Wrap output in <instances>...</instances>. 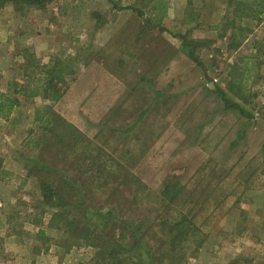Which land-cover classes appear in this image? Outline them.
<instances>
[{"label":"rangeland","instance_id":"obj_1","mask_svg":"<svg viewBox=\"0 0 264 264\" xmlns=\"http://www.w3.org/2000/svg\"><path fill=\"white\" fill-rule=\"evenodd\" d=\"M235 3L0 6V264H156L182 216L173 264H264V13ZM41 64L59 102L23 97Z\"/></svg>","mask_w":264,"mask_h":264},{"label":"trees","instance_id":"obj_2","mask_svg":"<svg viewBox=\"0 0 264 264\" xmlns=\"http://www.w3.org/2000/svg\"><path fill=\"white\" fill-rule=\"evenodd\" d=\"M49 0H0V6L3 5L6 2L12 3L14 8L18 11L23 10L25 8L33 9H44L47 2ZM230 2H236V7H241V9L235 8L236 12L240 11V14H242L243 8H250L252 11L251 14L247 12L245 14V17L248 15L251 16H261L264 13V0H229ZM254 8V9H253ZM243 18V16L241 17ZM239 31H241L239 29ZM244 40L245 36L241 34L240 40ZM189 56L192 58V52H189ZM59 64H55L54 66L49 65H40L36 66L37 69H39L40 75H45L43 79H38L34 81V84L32 85V88L30 90H27L25 92L24 98H34L39 97L43 101H49L52 103L59 102L64 92L60 88V85L65 84V68L59 67ZM35 70V69H34ZM26 72V69H25ZM26 75V73H24ZM22 86V85H21ZM21 86L19 84L14 85V89H17L16 87H19L18 93L20 94ZM219 94L221 95V98L223 102L226 104L228 108H236L241 113V115H245V118H248V116L245 114L243 109L240 106L232 104L226 97V94L222 91H219ZM20 106V101L16 98H12L8 96L6 93L0 94V117L6 118L10 115L12 110L14 108H17ZM39 119V118H38ZM40 120V119H39ZM236 143V142H235ZM45 194V192H43ZM50 196V195H49ZM46 205H53L52 202L48 200H44ZM57 216H62V214H54L53 218H57ZM182 219L180 222L175 223L172 225V230L174 235H176L175 239L173 237L171 238H164L161 237L160 240H153V246H149L147 244V247L144 246L146 250V261L153 262L156 264H173L175 263L174 253L176 251V248L181 245L182 242L186 243L190 239V228L195 231L194 227L191 225L189 220H187L184 216H182ZM186 226L184 227L183 224ZM163 235V234H162ZM125 234H119L118 236V242L121 243L124 242ZM171 253H173V256H169ZM120 263V262H119ZM145 263V262H144Z\"/></svg>","mask_w":264,"mask_h":264},{"label":"crops","instance_id":"obj_3","mask_svg":"<svg viewBox=\"0 0 264 264\" xmlns=\"http://www.w3.org/2000/svg\"><path fill=\"white\" fill-rule=\"evenodd\" d=\"M4 5V7L3 8H5L6 6L8 7V6H11L12 8H14V6L12 5V3H10V2H6V3H4L3 4ZM2 6V5H1ZM10 8V7H9ZM0 10H2V8L0 9ZM5 93V92H4Z\"/></svg>","mask_w":264,"mask_h":264}]
</instances>
